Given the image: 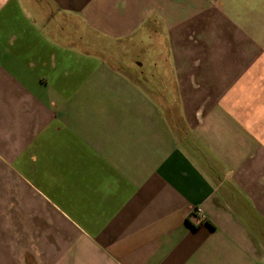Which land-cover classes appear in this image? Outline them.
<instances>
[{
    "label": "crops",
    "instance_id": "obj_1",
    "mask_svg": "<svg viewBox=\"0 0 264 264\" xmlns=\"http://www.w3.org/2000/svg\"><path fill=\"white\" fill-rule=\"evenodd\" d=\"M0 264H264V0H0Z\"/></svg>",
    "mask_w": 264,
    "mask_h": 264
},
{
    "label": "rangeland",
    "instance_id": "obj_2",
    "mask_svg": "<svg viewBox=\"0 0 264 264\" xmlns=\"http://www.w3.org/2000/svg\"><path fill=\"white\" fill-rule=\"evenodd\" d=\"M121 46V48H120V50H118V51H116V52H118V55H117V57L118 56H120V52H121V54L123 55V56H127L128 54H126V52H125V50H124V45H120ZM110 51H113L112 49H110ZM143 53H146V55H150L151 53L149 52V50L148 49H144L143 50ZM131 54H133V52H131ZM129 57L130 56H128V58H126V59H122V60H120V65L123 67V66H125V67H127L126 65L128 64V62L130 61L129 60ZM148 65V64H147Z\"/></svg>",
    "mask_w": 264,
    "mask_h": 264
}]
</instances>
